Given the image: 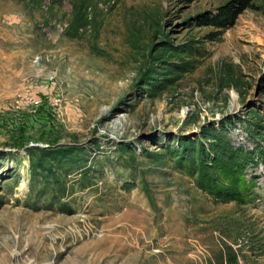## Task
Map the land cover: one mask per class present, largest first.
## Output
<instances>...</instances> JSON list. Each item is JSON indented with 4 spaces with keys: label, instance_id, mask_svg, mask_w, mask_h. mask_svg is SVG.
Segmentation results:
<instances>
[{
    "label": "rangeland",
    "instance_id": "rangeland-1",
    "mask_svg": "<svg viewBox=\"0 0 264 264\" xmlns=\"http://www.w3.org/2000/svg\"><path fill=\"white\" fill-rule=\"evenodd\" d=\"M0 264H264V0H0Z\"/></svg>",
    "mask_w": 264,
    "mask_h": 264
},
{
    "label": "bare ground",
    "instance_id": "bare-ground-1",
    "mask_svg": "<svg viewBox=\"0 0 264 264\" xmlns=\"http://www.w3.org/2000/svg\"><path fill=\"white\" fill-rule=\"evenodd\" d=\"M8 248V247H7Z\"/></svg>",
    "mask_w": 264,
    "mask_h": 264
}]
</instances>
